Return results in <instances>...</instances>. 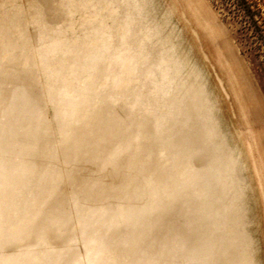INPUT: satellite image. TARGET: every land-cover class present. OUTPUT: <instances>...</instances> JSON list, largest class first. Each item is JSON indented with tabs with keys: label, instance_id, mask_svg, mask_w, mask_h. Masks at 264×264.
Masks as SVG:
<instances>
[{
	"label": "bare ground",
	"instance_id": "bare-ground-1",
	"mask_svg": "<svg viewBox=\"0 0 264 264\" xmlns=\"http://www.w3.org/2000/svg\"><path fill=\"white\" fill-rule=\"evenodd\" d=\"M78 1L100 16L83 35L40 20L35 47L0 26V264H255L239 154L200 71L148 51L147 0Z\"/></svg>",
	"mask_w": 264,
	"mask_h": 264
},
{
	"label": "rangeland",
	"instance_id": "rangeland-1",
	"mask_svg": "<svg viewBox=\"0 0 264 264\" xmlns=\"http://www.w3.org/2000/svg\"><path fill=\"white\" fill-rule=\"evenodd\" d=\"M61 1L0 0V26L8 25L13 19L30 38L31 44L38 47L39 26L36 21L42 20L45 23L49 21L51 25L56 26H71L76 32L71 30V33L69 30L70 36L85 33L83 29L89 27L85 22L86 18L90 17L92 24H97L100 16L96 17L95 7L87 6L88 12L79 4L80 1L75 3L77 0H71L75 4L72 5L73 7L68 5L71 2L69 0H63L62 3L67 6L61 7ZM179 3H182V9ZM185 6H189L190 9ZM72 8L75 9L72 10ZM44 10L45 13H42ZM102 12V14L107 13V11ZM117 12H120L119 16H123L125 5L119 7ZM142 14L139 27L148 31L150 29L149 32L153 34L157 32L156 36L147 42L148 51L153 56L157 57V53L162 48L172 47L175 58L188 62L181 72L183 77L191 68L200 71L206 96L214 103V112L220 129L228 144L239 154L242 166L240 175L243 178L242 186L245 193L243 201L248 209L246 221L249 223L246 228L252 240L251 255L255 264H264V153H262L264 149V0H147L142 8ZM42 17H45V20ZM81 17H85L84 20ZM83 22L85 24L81 25ZM72 23L73 25H70ZM107 23H112L109 17H107ZM214 49H217L216 52ZM239 69L240 71H237ZM239 88L241 91H238ZM116 109L121 114L124 113L119 106ZM47 111L46 113L50 116H46L53 119L52 106L47 108ZM254 135L259 138L257 139ZM250 144L253 147L252 155L249 153ZM83 167L87 173H93L97 169L96 164L90 161L83 163ZM112 181L109 175L103 178L105 184H110ZM77 247V251L80 249L81 252L84 251L81 245ZM9 250L12 252L14 248L9 247L7 251Z\"/></svg>",
	"mask_w": 264,
	"mask_h": 264
}]
</instances>
